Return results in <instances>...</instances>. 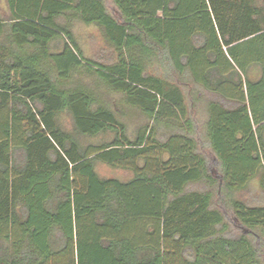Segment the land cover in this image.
Listing matches in <instances>:
<instances>
[{
    "label": "trees",
    "instance_id": "1",
    "mask_svg": "<svg viewBox=\"0 0 264 264\" xmlns=\"http://www.w3.org/2000/svg\"><path fill=\"white\" fill-rule=\"evenodd\" d=\"M108 1L0 11V264H264V0Z\"/></svg>",
    "mask_w": 264,
    "mask_h": 264
},
{
    "label": "rangeland",
    "instance_id": "2",
    "mask_svg": "<svg viewBox=\"0 0 264 264\" xmlns=\"http://www.w3.org/2000/svg\"><path fill=\"white\" fill-rule=\"evenodd\" d=\"M256 1L260 3L262 0ZM106 2L108 8L111 11L109 1L106 0ZM0 11H7L6 0H0ZM73 33L85 57L95 59L104 63L112 61L113 57L111 50L104 44V42L102 41L101 34L95 26H84L82 24H75L73 28ZM249 76L252 80L258 79L259 70H252ZM60 123L66 129L71 128V121L68 115L66 114H63L60 117ZM136 124H138V122L136 121L135 123L128 124L129 133L133 131V129L135 128L134 126H136ZM91 141L96 143L99 140L93 139ZM96 172L101 178H117L121 181L127 180L130 175V173L125 170L111 168L102 163H98L96 165ZM239 198L250 206H264V193L259 189L257 181L251 182L248 188L240 193Z\"/></svg>",
    "mask_w": 264,
    "mask_h": 264
},
{
    "label": "crops",
    "instance_id": "3",
    "mask_svg": "<svg viewBox=\"0 0 264 264\" xmlns=\"http://www.w3.org/2000/svg\"><path fill=\"white\" fill-rule=\"evenodd\" d=\"M131 177H132V175L130 174L129 175V178L127 179V180H129V179H131ZM112 179H117V178H112ZM119 180V179H118ZM127 180H125V181H127ZM121 181V180H120ZM122 182H124V181H122Z\"/></svg>",
    "mask_w": 264,
    "mask_h": 264
}]
</instances>
